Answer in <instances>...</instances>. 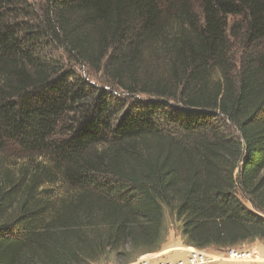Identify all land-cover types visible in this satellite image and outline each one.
Returning <instances> with one entry per match:
<instances>
[{"label":"trees","instance_id":"1","mask_svg":"<svg viewBox=\"0 0 264 264\" xmlns=\"http://www.w3.org/2000/svg\"><path fill=\"white\" fill-rule=\"evenodd\" d=\"M191 1L0 0V264L264 241V0Z\"/></svg>","mask_w":264,"mask_h":264},{"label":"rangeland","instance_id":"2","mask_svg":"<svg viewBox=\"0 0 264 264\" xmlns=\"http://www.w3.org/2000/svg\"><path fill=\"white\" fill-rule=\"evenodd\" d=\"M33 1L37 4L42 3L44 0H30ZM192 4L194 5V12H197L196 9V2L195 0L191 1ZM169 31V37L172 38V31L171 29H168ZM164 41V40H163ZM163 45V44H160ZM237 55H240V52L236 51ZM67 65H69V67L71 66H75L72 63H67ZM77 67V71L86 79L88 80L90 83L95 84L96 86L102 87L106 90H111L114 94H116L117 96H120L122 98H128L130 97L129 94L127 92L124 91L122 84L121 83H117L118 85L114 84L113 82L111 83L108 79H106L104 76L94 73L91 70H88L87 68H85L84 66H75ZM137 75L139 77L142 76V72L141 71H137ZM126 76H124V80H125ZM123 82H126L124 81ZM22 157V158H19ZM5 158L6 160H4V164L7 166H14L17 169V167H22V169H27V167L29 168V170L31 171H35V169L37 168L35 164H29L28 161L25 158V155L23 153H21L14 145H10L6 151H5ZM54 192L57 190L56 188L52 189ZM57 193V191L55 192ZM165 225H166V232H165V236L163 239V242L161 244V247L156 250L153 253L150 254H139V253H135L133 255V257L131 259L128 260V258H115L114 255L112 254H108L105 255L101 258V260H99L98 262H96L95 264H132L134 262L139 261L142 257H147V258H151L150 256H153L154 258H163V257H175L176 260L179 259H184L186 257H188L189 252L191 251V249H197L194 248L190 245L187 244L185 237L182 234V230H181V226H182V222L175 220L174 218L171 217L170 212L168 209H165ZM237 247H242V248H248V249H258L261 250L264 248V241H260L257 240L255 242H251V243H245L242 245H239ZM200 250H204L207 251L208 253L216 256H222L224 251H226L225 249H221V250H217L214 247H209L206 249H200ZM221 262H237V263H247V264H264V262H259V263H254V262H241V261H235L232 259H218L216 258L211 264H219Z\"/></svg>","mask_w":264,"mask_h":264},{"label":"built area","instance_id":"3","mask_svg":"<svg viewBox=\"0 0 264 264\" xmlns=\"http://www.w3.org/2000/svg\"><path fill=\"white\" fill-rule=\"evenodd\" d=\"M151 258L142 257L139 261L132 264H211L216 258L218 259H232L241 262H264V248L258 249H248L242 247H232L224 251L222 256H214L207 251L200 249H191L188 257L184 259H169L161 257L155 259L153 256Z\"/></svg>","mask_w":264,"mask_h":264},{"label":"crops","instance_id":"4","mask_svg":"<svg viewBox=\"0 0 264 264\" xmlns=\"http://www.w3.org/2000/svg\"><path fill=\"white\" fill-rule=\"evenodd\" d=\"M166 258V257H165ZM169 259H175V257H168ZM155 259H158L157 257H155ZM219 264H247V263H237V262H221Z\"/></svg>","mask_w":264,"mask_h":264}]
</instances>
